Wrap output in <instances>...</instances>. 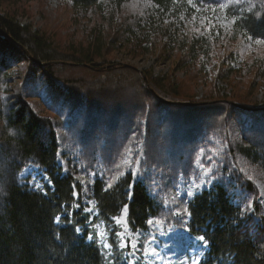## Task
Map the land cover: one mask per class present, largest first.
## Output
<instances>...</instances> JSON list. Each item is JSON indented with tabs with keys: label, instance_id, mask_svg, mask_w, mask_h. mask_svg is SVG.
<instances>
[{
	"label": "trees",
	"instance_id": "16d2710c",
	"mask_svg": "<svg viewBox=\"0 0 264 264\" xmlns=\"http://www.w3.org/2000/svg\"><path fill=\"white\" fill-rule=\"evenodd\" d=\"M68 1L116 18L113 10L120 12L132 0ZM145 1L148 8L122 24V40H111L103 16L90 31L92 39L69 52L16 15L0 13V264H128L116 228L110 232L109 255L88 239L89 216L73 210L75 204L84 208L86 198L96 202L94 219L107 225L126 205L134 232L145 233L163 221L204 237L208 250L198 264H264V204L244 169L264 176V106L234 98L169 103L191 100L179 96L171 77L108 61L105 52L113 41L143 54L149 50L144 44L152 41L156 47L161 36L172 49L182 40L193 56L210 53L213 38L201 33L177 38L164 19L213 15L207 6L215 1ZM228 14L235 18L236 36L264 40V9L234 5ZM38 97L52 116L30 101ZM227 126L242 130L244 139L231 140L208 188L186 197L180 181L198 172L197 153ZM139 143L144 157L134 177ZM66 146L77 158L68 175L58 165L59 150ZM30 165L43 170L52 186L41 191L23 183Z\"/></svg>",
	"mask_w": 264,
	"mask_h": 264
},
{
	"label": "rangeland",
	"instance_id": "374dc122",
	"mask_svg": "<svg viewBox=\"0 0 264 264\" xmlns=\"http://www.w3.org/2000/svg\"><path fill=\"white\" fill-rule=\"evenodd\" d=\"M221 2L227 3L228 7L223 10L216 8L213 15L168 14L164 19V23L170 25L171 31L175 30L173 34L177 35V38L182 39L183 35L193 36L196 33L213 38L209 54L191 55L186 42L182 40L177 41L176 48L172 49V46L165 45L166 36H161L159 41L157 39L156 47L152 41L145 43L149 50L143 54L140 50L120 48V44L118 47L113 41V45L105 52V57L110 62L141 71L151 70L154 75L160 77H171L179 96L191 99L176 100L182 103H205L207 98L208 103L231 102L234 98L248 104L264 106V43H257V39L236 36L232 26L233 19L228 14L229 8L234 5H254L264 9V0ZM213 6H207V9L212 11L210 9L215 8ZM146 8L148 3L145 0H132L120 12L118 11L119 14L113 10L115 14L117 13L114 18L113 13H104L101 9L76 8L68 0H6L0 5V13L16 15L20 23L45 33L54 45L69 52L73 45L92 39L90 31L95 23H102L103 16L106 22L109 21L107 30L110 31L111 40H122L119 34L124 28L122 24L125 25L126 21H129L128 17H138ZM20 70L22 73L25 72L24 68ZM224 94L227 96H223ZM30 101L41 114L53 115L39 97ZM241 139H244L243 131L233 126H227L222 134L210 136L197 153L196 180L202 179V182L206 183L205 186H208L207 182L218 169L220 156L228 150L231 140L239 142ZM66 147L61 148L58 155V165L64 175L70 174L77 163L75 153L69 150L70 146ZM142 149L143 143H139L137 145L139 158L134 167V177H137L140 161L144 157ZM244 169L258 187L260 202L264 204V176L252 173L247 166ZM8 176L3 175L5 182ZM21 176L23 183L33 190L43 191L46 184L52 186L44 171L35 165L25 168ZM3 189L0 186V197L3 196L1 193ZM78 197L76 194L77 199ZM83 206L84 208H81L79 204H75L73 210L80 212L83 209V213L89 216L88 227L91 230L89 237L92 239L89 237L88 239L96 242L109 255L113 250L110 232L116 228V235L119 234L116 236L118 248L123 252L128 264H197L207 250L204 238L201 240V237H195L180 228L166 227L163 221L153 223L145 233L134 232L129 225L128 209L126 212L122 210L116 216L120 222L113 217V224L107 225L104 221L94 219L98 214L94 200L86 198ZM73 210L71 209V213ZM57 222H60V217L57 218ZM82 231L79 228V232Z\"/></svg>",
	"mask_w": 264,
	"mask_h": 264
},
{
	"label": "snow or ice",
	"instance_id": "6c2138e0",
	"mask_svg": "<svg viewBox=\"0 0 264 264\" xmlns=\"http://www.w3.org/2000/svg\"><path fill=\"white\" fill-rule=\"evenodd\" d=\"M236 2H238V0H236ZM189 3H191V0H189ZM193 6L195 7V5H193ZM227 7H228V4H227V3L221 2V0H216L215 8H212V9H210V10H212L213 12H215L216 8L223 10V9H226ZM234 21H235V18H233V22H234ZM257 43H264V40H257ZM111 186H112V184H111V182L109 181V183H108V187L110 188ZM197 190H199V186H197ZM191 194H192V193H189V195H191ZM122 210H123L124 212H126V211H127V206H126V205L123 206V209H122ZM185 214H187V215H191V213L188 212L187 209H185ZM114 219H116L117 222H120V221H119V218L114 217ZM152 223H153L152 220H148V224H152ZM117 235H119V234H117ZM89 239H92V237H89ZM200 239L203 240V237H201ZM125 246H127V245H125ZM133 246H135V245H133Z\"/></svg>",
	"mask_w": 264,
	"mask_h": 264
},
{
	"label": "water",
	"instance_id": "95a60500",
	"mask_svg": "<svg viewBox=\"0 0 264 264\" xmlns=\"http://www.w3.org/2000/svg\"><path fill=\"white\" fill-rule=\"evenodd\" d=\"M27 51V50H26ZM28 52V51H27ZM29 53V52H28ZM30 55V54H29ZM169 103H175V104H190V103H182V102H172V101H168Z\"/></svg>",
	"mask_w": 264,
	"mask_h": 264
}]
</instances>
